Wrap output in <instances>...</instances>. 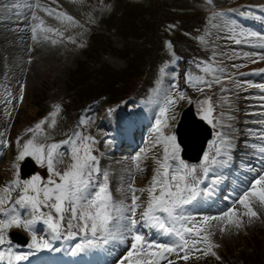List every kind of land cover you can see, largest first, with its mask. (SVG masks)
I'll use <instances>...</instances> for the list:
<instances>
[{"label":"snow or ice","instance_id":"obj_1","mask_svg":"<svg viewBox=\"0 0 264 264\" xmlns=\"http://www.w3.org/2000/svg\"><path fill=\"white\" fill-rule=\"evenodd\" d=\"M207 2L211 5L213 0ZM25 7L43 11L62 22L77 24L67 12L56 11L39 2ZM252 7L249 6L248 10L213 11L212 15L213 18L219 17L225 21L224 27L230 33L228 38L235 44L259 50L242 53L234 51L229 59L243 57L245 61L256 64L264 62V33L247 30L230 18V13L235 12L241 17L264 20V16H257L251 10ZM255 7L264 12V5ZM31 19L37 21L31 25L34 41L38 40V34H43L44 40L51 39V43L56 44L57 40L48 34L63 36L58 28L47 26L35 11L31 12ZM168 47L171 49V43ZM177 60L178 57L173 52L170 63L174 65ZM196 66L204 75L188 73L186 82L201 94L205 93V89L211 90L214 85H220L222 92L228 91L225 81L236 88L255 87L264 92V83L237 80L233 75L227 74L225 67L203 61ZM246 66L245 63L231 65L234 69ZM165 67L160 68L161 74H165ZM253 73H264V67L254 69ZM172 75L175 79L174 69ZM209 76L211 79L207 78ZM156 94L162 97V106L153 125L154 139L150 142V147L141 148L132 157L136 174L145 171L142 163L149 153H152L156 167L148 185L141 188L135 186V176L129 172L127 191L124 192L123 187L120 189L124 192V198L119 201L114 199L110 189L109 171L101 168L100 158L94 154L98 143L95 137L83 130L73 129L70 134H66L65 139L48 142L52 139L48 129L56 127L57 117L61 113L59 103L53 105L47 116L26 129L31 134L30 138L21 143V137H17V155L12 163L14 178L0 188V264H23L41 251L64 252L73 258L104 252L108 257H116L111 264H177L178 261H188L194 253L221 259L214 250L219 245L212 239L213 222H217L221 232L228 226L239 229L243 224V216L250 220L258 217L253 208L254 203L258 202L264 207V130L259 134V142L250 145L255 150L253 155L257 157V166L247 165L250 176L245 177L242 184L233 190L234 198L224 197L225 200H230V206L221 210L219 215H206L197 219L187 211V207H195L214 194L220 181L219 176H215L205 188H201V184L217 167L228 164L231 160L229 150L233 145L224 132L214 131L209 151L204 152L199 164L188 163L181 157V145L175 132L165 130L174 127L178 116L175 109L182 101L195 103L201 120L212 125L213 129L218 125L223 127L221 121L213 115L215 109L212 97L204 95L202 99L193 101L175 83L168 88H158ZM260 99L264 100V96ZM23 100L24 86L21 85L19 101ZM111 111L109 109V113ZM89 122L87 118L81 117L77 128L82 129ZM259 123L264 124V120ZM248 131L255 135L252 129ZM105 143L111 144L112 141ZM3 145L8 147V142L3 141ZM157 146L162 147V155L153 153ZM66 155L69 161L61 169L60 165L65 163ZM26 157L46 168L47 178L36 174L29 179H22L20 162ZM219 157L227 159H218ZM16 190L20 194L13 199L12 192ZM144 194L147 196L146 201H142ZM237 205L244 211L241 212ZM14 228L28 233L30 240L27 242V251L20 250L9 238V231ZM145 228L149 230L147 233L142 231ZM41 231L43 235L39 234ZM161 237H166L167 240L162 242ZM57 241H62V246H55ZM72 241L78 242L73 244ZM121 246L123 251L116 256Z\"/></svg>","mask_w":264,"mask_h":264},{"label":"rangeland","instance_id":"obj_2","mask_svg":"<svg viewBox=\"0 0 264 264\" xmlns=\"http://www.w3.org/2000/svg\"><path fill=\"white\" fill-rule=\"evenodd\" d=\"M21 1L22 0L18 1V4H17L18 9H17L16 5H14L13 7H10L11 2H5L4 0H0V122H1L0 128H1V131L5 132L6 135H11L14 132V131L9 130V128L12 126H14V128L20 127L22 124H30V126H32L34 124V120L36 119V117L39 116L38 114H39L42 106H44L45 109H47L48 108L47 105H48L50 100H52L54 98L61 99L62 97H64V95H65V93H64V86H65L64 82H66V79L68 78L69 73L72 70H74L78 61L80 59H82L81 57L85 54V52H86V50L90 44V39L87 40L86 38L89 37V35L92 31L93 32L94 31H97V32H103L104 31L102 22L105 19H107L108 15L110 14L111 8L113 7V0H34L33 4L39 2L43 6L51 7L56 11H64V12H67L69 15H71L75 19V21H77V24L72 25V24H69L67 21H63V22L59 21V20L55 19L54 16H49L47 13L40 11V10H37V9H31L30 10V12L35 11L36 14L45 21V24L47 26L58 28L61 32H62L61 29L63 28V29H66L67 31H71L68 33H75V35L72 34L73 36L76 37L75 43L77 44V40L80 39L83 41V45H75L74 43L72 44L71 41L66 42L69 38L66 39L64 37V35H68V33L63 34L62 37H55V36H52V34H49L50 37L57 40V43L52 44L51 39H48V40L42 39L43 40L42 43L45 44L46 46L45 45H37L35 47V52L31 55L35 60H40L41 62H37V63L35 62V65L31 66V68H30L32 71V72H30V78L23 80L24 77L22 76V74H23L22 70L24 71L23 68L26 64V53H27V47H28L27 46V44H28L27 36H26V31H25L24 13L26 12L28 7L27 8L25 7V9H24V7L22 6L20 8L19 6H20ZM23 1H25V3L27 5L30 4V0H23ZM137 1L142 2V5L144 7L143 8L144 14L147 15L148 10H151V9L153 10V3L146 1V0H134V2H133L134 4L131 3L132 7H135L134 10L136 9L135 5H137V3H139ZM180 1L181 2L173 0V4L177 2L178 5H181V10L184 11L183 15H184V19L186 20L185 24L184 23L181 24V27L183 29H186L187 25L189 27L188 16L190 14H192V13H190L191 12L190 9L196 10L198 12H200V11L203 12L205 10V8L197 5L196 0H180ZM216 1H218V0H213V3L211 5L205 4L204 6L216 8V7H219L221 5L222 6L225 5L223 2L225 0H220L222 2L221 5L216 4L215 3ZM16 11H17V14H19V15H20V13H22L21 15L23 16V21H24V30L23 31H24L25 37H24L23 43H20L18 41V43L20 45L16 46L15 49L13 50L11 47V42H13V40H11L12 37H10V33H11L10 32V28H11L10 22H5L4 20L5 19L8 20V19L12 18L15 15ZM139 12H141V10L138 8L136 9L135 12H132L133 17L139 19V17H138ZM151 13H153V11H151ZM28 15H30V20H32L31 19V13H29ZM130 15H131V11L129 10L126 14L125 20H123L124 22L121 24L120 31H119L120 33H123L122 28L128 24V17ZM230 18H231V20L235 21L237 25L240 24L241 21H243V18L235 12L230 13ZM152 19L154 20V22L157 20L156 15L154 13L152 15ZM217 19H218V17L213 18V15H211L207 20V24L204 28V33L201 34L198 38H199V41H201V38H203L202 43H203V47L205 49L209 45V43H207L205 41L212 42L211 47L216 48V51H217L216 53L214 51L215 56L213 55V58L216 59L215 63H218V65L221 67H225L226 71H228L229 73H232V72H235L237 70V69H234L231 67V65L234 63H230L229 65H223V59H222L225 55L229 54L228 52H230L232 50H230L228 47L226 48L224 46L225 44L221 45V43L217 42L218 40H220V41L225 40L226 42H229L226 36H230V33L228 32L227 28L222 26L221 21L219 22L220 30H216ZM147 21H149V20L147 19ZM222 21H223V25H224L225 21L224 20H222ZM150 22H151V20L149 21V23ZM33 23H37V21H33L32 24ZM32 24H30V26H29L30 30H31ZM138 25L140 26L139 22H138ZM128 27H129V25H128ZM179 29H181V28H179ZM147 33L148 32H146L145 35H147ZM222 33L225 35H222ZM171 37H172L171 34L169 36L164 37L165 38L164 54L168 58L172 59V53L173 52L175 53V50H174L173 42L170 40ZM211 37H212V39H211ZM85 40H87V44H88V46L86 48H85V44H86ZM114 40L118 41L116 39L115 35H114ZM102 41L103 42H101L99 44L100 46L98 47V51L101 53V57H100L101 58V64L102 63L108 64L109 67H111L112 69L119 71V73L122 75L121 78H124V74H125L124 71L128 67H127V64L119 57V56H121V54H120L121 52L116 53L114 51V48L110 44H108L109 42L107 43V40L105 37L102 38ZM169 43H171V45H172L171 49H169V47H168ZM18 47H19V51H17L18 52L17 53L16 49ZM114 47H116L117 49L122 48V46L120 44L115 43V42H114ZM80 48H82V49L80 50ZM49 49H50V51H49ZM250 49H251L250 51H253V50L259 51L258 49H252V48H250ZM236 51L241 52V53L244 52V50H242V47H239L238 50H236ZM14 53H16V54H14ZM198 54L201 55L200 52H198ZM28 55H29V53H27V58H28ZM204 56H205V54H204ZM12 57L14 59V63H18V61L22 60L23 68L21 67V71H17V68H15V66L13 64V60L11 59ZM90 58L94 59V61H96V59H98L97 55L92 56V54H91ZM168 58H166L165 62H162L161 66H160V68H162V67H165L167 65V67H165V74H161L160 70H159V72L157 71V73L155 75V85L151 88V90L149 92V96H150L149 99L150 100L147 102H144V103H141V102L138 103L142 107L141 111L145 114V116L143 115L142 118L148 124L147 128H148L149 134L146 135V140L149 142L153 139V138L151 139V137L153 135L152 133H154L152 131L153 125L155 124L156 117L159 114L160 107L162 106V97H158L156 94L158 88H162V89L168 88V87H170L171 84L175 83L179 86L180 90L185 91L188 94V96H190L191 98L195 97L197 94H200L199 92L194 90L186 82V75H184V73H185L184 62L182 60L178 59L176 64L173 65L170 63L171 59L169 60ZM151 59L152 58H151L149 52L144 51V52L139 53L136 61H137L138 65L141 64L143 71H147V73H150L152 71V68H153V64H152ZM241 63H245V62H241ZM144 64L149 65L147 70L146 69L144 70V66H145ZM89 65L92 66V67H90L91 69H93L95 67V65L93 63H89ZM134 67H136V66L134 65ZM173 69L175 70V73H176L175 79L173 78V75H172ZM120 71H122V72H120ZM199 71H200L199 68L193 67V71L191 72V74L192 75H204V73H202L201 71L199 72ZM238 76H240V75H238ZM251 76L252 77H250V78L252 80L254 79L253 82H256V84H258V82L260 80H262V77L259 75H256L255 78H253V75H251ZM207 78L211 79L210 76ZM240 80H242V79H240ZM21 85L24 86V100H23V106L22 107H20L21 102L19 101ZM25 85H27V86H25ZM218 86L220 87V85H218ZM127 89H126V92H129ZM244 89H246V88H244ZM240 91L241 90L238 89L235 91V93H238ZM116 92L117 91L113 90V89L111 91L112 94H110V99L113 101L124 95V93L122 92L121 96L116 97L115 95H113ZM9 93H11V95H9ZM227 94H228V91H226V92L220 91L219 92V95H218L219 109L225 107V105L222 102H223V98H225ZM255 94H257V95H253L252 96L253 98L260 97L258 95H261L259 92H255ZM261 96H263V95H261ZM246 98H248V97H246ZM237 100L240 101L239 102L240 106H238L239 112L237 111V109H233V107L231 108V110H232L231 114L228 115L229 119L231 120V123L224 124L222 122V124L224 125L223 127L218 125L222 132L230 130V129H228V126L231 124L237 123V121H239L238 124L245 123L246 121H244V120L246 118V115L247 114H254L256 112L254 110V108L252 107V105L250 104L249 100L244 102V100L241 98V96H239L237 98ZM8 101H11V103H9ZM186 103H187V101H182L176 107L175 111L178 113L177 120L179 118L180 111L184 108ZM142 104H143V106H142ZM257 105H259V103H257ZM98 109H100V108L93 106L91 108V111L89 113L85 114L86 115L85 118H87L90 122H93L94 115H90V113L92 111H95ZM123 110H124V107L119 108L114 112V114L117 112H121ZM131 111L133 113L136 112L134 109H131ZM221 113L223 114V112H221ZM113 115H109V116L111 117ZM131 116L133 118L135 117L133 115H131ZM120 117H121V115L117 116V118H120ZM98 119H101V117L98 116L97 120ZM177 120L174 122L173 128L166 129L165 131L166 132L174 131L175 124H176ZM261 120H262V118L260 117V121ZM90 122L86 125V127H90L91 130H90V128H88V129L86 128L87 130H85V132H86V134H89V133H93V135L95 134L96 140L98 141V143H97L98 151L100 152L99 157H100L101 168L105 169V167H103L101 152H102V147H108L109 145L107 143H105V140H103L101 138V136L97 133V124L90 123ZM97 122L99 123V125H101V129L103 131H105L106 133H109V137H110L112 134V130L116 126V122H115L114 118L111 121H109L108 123H106L105 121H102V122L97 121ZM261 126L262 127H259V132L264 128V124H261ZM102 127H104V128H102ZM145 128H146V124L144 123L142 126V131H141L140 135H139V133L137 135L135 134V138L138 141L137 144H139L140 148H144L145 145L149 143V142H147V143H145V145H142L143 141H144V139H142V136L146 132ZM54 129H57V127H55ZM251 129H253V128H251ZM245 130L247 132L245 131L244 134L249 135L247 137H250L251 134L248 131L249 129L246 128ZM255 130L258 131V129H255ZM48 132H50V130H48ZM256 134H258V137H259L260 133L257 132V133H255V135ZM138 136H140V137L138 138ZM28 138L29 137L21 139V143ZM257 142H259V141L257 140ZM257 142H254V143H257ZM120 145H124V143H120ZM134 149H137V148L134 146ZM153 153L156 155H162V147L158 148V150L157 149L153 150ZM123 156H124L123 160H121V159L115 160L114 159L111 162L112 164H109V162H105L106 164H109V165H106L107 169L109 167L111 168V169L109 168V170H110V172H109L110 173L109 186H110V189L112 191V194L114 196H116L118 201L124 198V192L127 191V182H128V180H127L128 174H126V173L122 174L121 172L124 170L127 171L128 173L131 172L133 174L135 172V166L133 169L134 172L128 166V165L131 166V161H130L131 157L126 156V155H123ZM148 158H149L148 164L142 163V167L145 168V171L143 173H139V174L135 173L136 174L135 177L137 178L135 185L137 188L145 187L148 185V183L151 179V176L153 174L152 171L156 167L154 160L151 159L152 155L148 156ZM106 161H108V160H106ZM0 167H1V165H0ZM112 172L114 173V175ZM6 176L8 179H6ZM122 177L124 178L123 180L121 179ZM9 179H10L9 175L4 174V172H2L1 168H0V181H2V184L4 186L6 185V183H8ZM122 187L124 189V192L120 191V189ZM137 194L139 195V193H137ZM222 198L224 199V197H222ZM146 199H147V196H146V194H144L142 196V201H146ZM128 202L129 203L131 202L130 201V195H129ZM228 206H230V205H227L226 207L225 206L222 207V210H226V208ZM236 207L238 209H240L241 212L244 211L240 205H237ZM216 208H217V206L215 207V209ZM253 208L255 210H259L258 218H252L250 220L249 217L243 216L242 217L243 224L239 229L235 228L234 226H228L225 231L221 232V231H219V227L217 226V222H213L212 227H211V231L214 232V235L212 236V239H213L214 243L219 245V247L214 249V250L217 251V253L219 254L220 257L226 258V260L233 262L235 264H240V260L242 258V255L244 256L246 254V252H245L246 247L244 245H242L243 241L247 237L255 234L256 230L258 228H261L264 226V207H262L258 202H256L253 204ZM219 213L220 212H218V211H217V213L216 212L213 213L210 211H199V212L196 211V213H193L192 215L196 216L197 219H199V218L206 216V215H209V216L219 215ZM19 230H21L22 232L25 233V231L23 229H19ZM142 231L147 233L149 230L145 228V229H142ZM152 231L155 232L154 229ZM257 243H258V248H260V249L264 248V242L263 241L259 240ZM162 264H163V262H162Z\"/></svg>","mask_w":264,"mask_h":264},{"label":"trees","instance_id":"obj_3","mask_svg":"<svg viewBox=\"0 0 264 264\" xmlns=\"http://www.w3.org/2000/svg\"><path fill=\"white\" fill-rule=\"evenodd\" d=\"M122 30L125 32L123 33L125 36L133 35L135 30L134 25L129 23L128 25L123 27ZM136 49V50H135ZM135 50V51H134ZM137 48L133 49H127L125 52L121 53V57L127 62V67L125 69L124 78H121V74L111 68L104 67L103 69L97 70V72L90 73L89 78L87 79L90 81V83L86 86H88V92L83 96V99L87 100L90 98L97 97L99 95H102L108 91V89H114L117 92H122V89L126 91V89L129 86L133 85L134 78L138 75L140 71V66L137 63L138 54L136 53ZM136 63V64H135ZM134 65L136 67H134ZM96 78L99 84L98 87L94 86L93 83H91V80ZM86 79H82L79 84L81 87L84 86V82ZM251 264H258V263H251Z\"/></svg>","mask_w":264,"mask_h":264},{"label":"bare ground","instance_id":"obj_4","mask_svg":"<svg viewBox=\"0 0 264 264\" xmlns=\"http://www.w3.org/2000/svg\"><path fill=\"white\" fill-rule=\"evenodd\" d=\"M25 5H27L26 3H25V1H21L20 2V8L23 6L24 7V9H25ZM27 8V7H26ZM13 11V10H12ZM7 12V11H6ZM14 12V11H13ZM17 11L15 12V15L12 17V18H10V19H5L4 21L5 22H10V26H11V28H10V37H12V39L11 40H13V42H11V47H12V49L14 50L15 49V47L16 46H19L20 44L18 43V41L20 42V43H23V41H24V37H25V35H24V21H23V16L21 15L22 13H20V15L19 14H17ZM251 49L248 47V49L247 50H244V51H250ZM17 51H19V47L16 49V52ZM15 52V51H14ZM18 53V52H17ZM14 54H16V53H14ZM15 58V57H14ZM12 60H13V64H14V66H15V68H17V71H21V67L23 68V63H22V60H20V61H18V63H14V59H13V57L11 58ZM22 64V65H21ZM240 75V74H239ZM241 76V75H240ZM138 117V116H137ZM132 116H131V114L128 112V113H122L121 114V117L120 118H117V116L116 117H114V120H115V122H116V126H115V128L112 130V134H111V138H113V139H115L116 141H120V140H122V136L123 135H125V134H123V133H120L123 129H125L126 130V128H124L123 127V125H132L133 123V120H132ZM134 118H136V116L134 117ZM138 120H139V122L142 124V126H143V124L145 123V122H143V120L140 118V117H138ZM97 121H99V122H102L103 120H102V118L101 119H98ZM146 129V128H145ZM127 132V131H126ZM139 132V131H138ZM138 132H136V135H137V133ZM135 133V132H134ZM148 134V130L146 129V132H145V134L142 136V139H144V141H143V144L142 145H145V143H147V142H149V141H147L146 140V135ZM140 135V134H139ZM155 135V134H154ZM140 136H138V138H139ZM128 138L131 140V142L134 144V146L137 148V149H134V147H133V154L134 155H136L138 152H140V147H139V144H137L138 143V141L136 140V138H135V134H133V137L132 136H128ZM154 139V137H151V139ZM152 139V140H153ZM151 140V141H152ZM150 141V142H151ZM150 142L148 143V144H146L145 145V147L144 148H146L147 146L148 147H150ZM137 144V145H136ZM117 145V144H116ZM116 145H113V146H110L109 148H114L115 149V151H117V153H122V152H124V151H127L126 149H116L115 147H116ZM139 147V148H138ZM108 148V149H109ZM129 152V151H128ZM130 153V152H129ZM105 162H109V164H111V162H112V157H113V154L112 153H108V158H107V156L105 155ZM106 160H108V161H106ZM109 164H107V165H109ZM111 169V168H110ZM112 171V170H111ZM122 174H128V172L127 171H122L121 172ZM7 177V176H6ZM7 179V178H6ZM217 212V211H216ZM74 264H78V262L77 261H75V262H73Z\"/></svg>","mask_w":264,"mask_h":264},{"label":"water","instance_id":"obj_5","mask_svg":"<svg viewBox=\"0 0 264 264\" xmlns=\"http://www.w3.org/2000/svg\"><path fill=\"white\" fill-rule=\"evenodd\" d=\"M178 140L183 147V157L193 160L195 156H200L209 132L204 125L195 120L192 108L187 109L177 128ZM23 244H25L23 242Z\"/></svg>","mask_w":264,"mask_h":264}]
</instances>
